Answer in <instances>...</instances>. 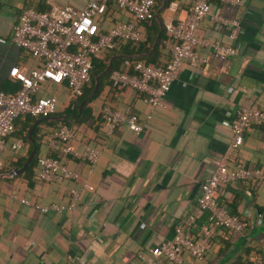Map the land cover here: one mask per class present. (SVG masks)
Listing matches in <instances>:
<instances>
[{"label":"crops","instance_id":"0c3cea01","mask_svg":"<svg viewBox=\"0 0 264 264\" xmlns=\"http://www.w3.org/2000/svg\"><path fill=\"white\" fill-rule=\"evenodd\" d=\"M84 2L0 0V90L12 91L18 85L8 74L11 66L28 70L38 65L35 57L11 41L19 10L25 6L47 10L52 5L79 9ZM191 3L192 0H155L157 24L165 29L166 22L183 18ZM210 10L239 21V31L232 42L236 53L222 55L208 45L198 44L196 50L204 56V63L192 67L183 61L162 104L150 112L148 119L145 116L149 107L141 94L127 87L111 92L103 88L101 97L89 103L90 118L99 119L100 106L108 103L111 108L136 113L142 129L133 132L121 125L106 134L97 125L98 119L92 120L90 126L81 125L72 143L80 147L87 141L98 147L99 156L92 163L68 156L65 164L77 173L76 178L36 181L30 177L27 183L21 171L13 173L12 169L19 168L15 163L28 145L24 143L16 152H2L0 264H140L137 252H147L171 238L174 226L194 210L199 184L225 151L230 137L229 120L236 107L254 103L264 110V0L235 4L210 0ZM129 20L127 11L109 2L100 25L106 29ZM228 28L214 27V22L205 16L195 34L211 42L227 43ZM169 37L165 29L163 43L154 57L149 58V52L144 50L131 56L161 65L168 57ZM36 95L55 98V115L37 118V122L63 117L61 113L72 99L64 83L43 82ZM54 127L52 122L39 123L37 133ZM17 138L20 139L14 132L8 141ZM47 151L45 141L39 142L37 154ZM231 159L264 170L263 125H252L244 131L242 143ZM70 189L77 192L72 209L41 213L32 205L66 204ZM216 197L230 213L243 218L247 227L241 236L229 240L216 234L205 259L214 261L223 241H227L217 258L221 264L230 262L245 244H253L260 251L264 264V223L258 216L259 208L264 207V180L224 184ZM22 198L29 204L22 203ZM204 216V212L195 216L197 226ZM185 257L188 264L197 262ZM159 264L170 263L159 258Z\"/></svg>","mask_w":264,"mask_h":264},{"label":"built area","instance_id":"2783aa9c","mask_svg":"<svg viewBox=\"0 0 264 264\" xmlns=\"http://www.w3.org/2000/svg\"><path fill=\"white\" fill-rule=\"evenodd\" d=\"M106 1L127 11L131 20L117 22L106 31L100 32L94 18ZM218 1L241 3V0ZM153 5L154 0H85L79 9L52 5L47 10H37L32 6L19 10L12 25L11 41L35 57L38 65L28 70L11 66L8 74L18 85L11 92L0 90V167L4 150L16 152L24 144L19 138L8 141L15 130V118L21 114L47 117L55 112L53 96L36 95L41 84L64 83L70 96L79 95L89 77L93 57L113 48L117 40L139 43L145 39L137 27V22L153 17ZM205 16L214 22V27H229L227 43L211 42L196 36L195 30ZM165 29L170 39L167 43L168 57L163 64L151 65L143 60H125L126 70L114 69L109 74L111 87H127L142 95L143 101L149 107V113L145 116L147 119L151 116L150 112L162 104L183 61L192 67L204 63V56L196 50L198 44L208 45L211 50L222 55L236 53L232 42L239 31V21L212 13L210 0H192L187 14L181 19L166 22ZM101 114V125L106 134L121 125L133 132L142 129L137 114L129 109L118 110L104 104ZM252 125L264 126V110L254 103L237 106L229 120L230 137L225 151L209 175L199 184L194 210L188 213L180 224L174 226L171 238L150 247L147 252H137L140 264H159V258L170 264H188L185 262V256L200 261L208 248L209 239L219 230L243 232L247 222L230 213L217 199L216 191L220 186L234 181L264 180V170L261 168L247 165L240 159H231L234 150L242 143L244 131ZM71 139V129L63 124L47 132L45 145L48 151L36 158L32 175L34 180L61 181L77 177L75 171L48 152L66 154L73 159H84L89 163L97 160V146L83 143L76 147ZM76 197L77 192L70 189V200L66 204L33 202L32 205L41 213L72 209ZM20 201L29 204L27 199L22 198ZM202 212L205 213L204 220L197 226L195 216ZM262 214L264 210L261 214L258 213V216ZM248 264H258L256 255L248 257Z\"/></svg>","mask_w":264,"mask_h":264},{"label":"trees","instance_id":"16d2710c","mask_svg":"<svg viewBox=\"0 0 264 264\" xmlns=\"http://www.w3.org/2000/svg\"><path fill=\"white\" fill-rule=\"evenodd\" d=\"M109 2L110 1L105 2L102 10L94 18L100 32H104L109 28L108 27L106 29H102L100 25L102 13L105 9V6L108 5ZM137 27L141 31V33L145 36L144 41L139 42V43H132L130 41L117 40L116 45L113 48L106 50L100 56L92 58L91 67L89 70V77L87 81L83 84L81 88V93L77 96H71L72 99H71L70 104H68L61 113V114H64L63 117H60L57 119L40 120L39 122L35 123L31 130L30 137L27 136L28 128L31 126V124L34 122L35 119L41 118V117H33L28 114H21L15 118L14 132L17 136L20 137V139L24 143L28 145L26 153L20 159L16 161L15 166L20 167L22 163L24 162L28 152L31 150L32 146H35V152L32 158L30 159L26 167L21 171V174H23L27 183L30 182L29 181L30 177H32L34 170H35V163H36V158L38 156L37 153H38L39 142L45 141V136L47 134V132H40L39 134L37 133V126L39 123L52 122L55 124V127L58 125H62V124L68 126L72 131L71 141H73L80 134L81 125L90 126V124L92 123V120L98 119L97 117L90 118V116L92 115H91V109L89 107V103L93 101L94 99L101 97L102 89L105 88V91L111 92L112 91L111 89L117 90V89L125 88V87H111L110 82H109L110 72L114 69L126 70L127 66L124 64V61L127 60L128 62H131L134 60H140V57L131 56V55L136 54L137 52H140L142 50H144L145 52H149V58H152L155 56V54L158 51L159 44L163 43V39H164L163 36H164V31H165L164 27L161 25L159 26L157 24L156 19L154 18V15L150 19L138 21ZM168 37H169V34H168ZM145 62L151 65H155L154 63L148 60ZM97 74L99 75L97 78H95ZM95 82H96V87L93 93L90 95V92L92 91ZM53 84H56V83H53ZM16 87L17 85H14L12 88V91ZM9 90H7L6 92H11ZM104 104H108V103H104ZM103 105L100 106V110L98 112V116L100 115V117L97 123V125L101 129H103L101 125L102 123L101 108ZM92 128L94 129V127ZM86 143H89V142L86 141ZM48 153L52 156L57 157L58 160L62 163H65L66 158L68 157V155L58 153V152H48ZM249 181H253V180H245L244 182H249ZM263 210H264V207L262 209L259 208L258 213L261 214ZM263 216L264 214L261 215V218H262L260 222L261 224L264 223ZM257 230H258V227H257ZM243 232L238 233L235 231H228V230H224L220 232L219 230L217 234L220 239L227 238L226 240H229V239L237 238L241 236ZM213 237L209 239L208 248L204 253L203 259L200 261H197L196 263L191 262L192 264H221L220 260L217 261V258L227 247L228 245L226 243L227 241H223L222 248H220L217 251L218 253H216L215 255L216 258L214 261H207L205 259L208 249L211 247V245L215 241ZM251 255H256L258 264H263L260 251L253 244L243 245L241 252L235 255L233 259L227 264H248V257ZM227 256L228 257H226V259L227 258L229 259L230 255H227ZM184 258H185V261H187L186 257Z\"/></svg>","mask_w":264,"mask_h":264},{"label":"water","instance_id":"95a60500","mask_svg":"<svg viewBox=\"0 0 264 264\" xmlns=\"http://www.w3.org/2000/svg\"><path fill=\"white\" fill-rule=\"evenodd\" d=\"M98 75H99V74H97V75L95 76V78H97ZM95 87H96V82L94 83V86H93L92 91L90 92V95L93 93ZM48 117H49V116H47V117H41L40 119H46V118H48ZM37 121H38V119H36V120L33 122V124L28 128V130H27V136H28V137H30V133H31V130H32V128H33V125H34ZM34 152H35V146H32L31 150L28 152V154H27V156H26L24 162L22 163V165H21L19 168H13V169H12V172H13V173H18V172L22 171V170L26 167V165L28 164V162L30 161V159L32 158Z\"/></svg>","mask_w":264,"mask_h":264}]
</instances>
